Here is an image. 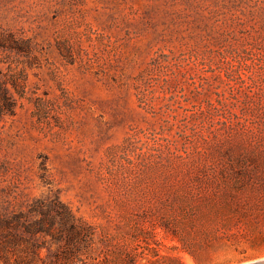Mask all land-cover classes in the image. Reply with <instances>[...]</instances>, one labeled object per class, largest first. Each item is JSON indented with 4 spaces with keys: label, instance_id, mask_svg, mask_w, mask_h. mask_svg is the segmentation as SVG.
Segmentation results:
<instances>
[{
    "label": "rangeland",
    "instance_id": "1",
    "mask_svg": "<svg viewBox=\"0 0 264 264\" xmlns=\"http://www.w3.org/2000/svg\"><path fill=\"white\" fill-rule=\"evenodd\" d=\"M0 45V197L58 194L77 264L264 258V0H0Z\"/></svg>",
    "mask_w": 264,
    "mask_h": 264
},
{
    "label": "trees",
    "instance_id": "2",
    "mask_svg": "<svg viewBox=\"0 0 264 264\" xmlns=\"http://www.w3.org/2000/svg\"><path fill=\"white\" fill-rule=\"evenodd\" d=\"M0 47L30 50L29 45ZM11 71L10 77L0 75V124L15 115L25 94L24 89L20 91L19 71ZM93 234L91 226L78 218L58 194L19 202L0 197V264H77L92 250ZM184 250L196 258V249ZM168 258L186 264L178 255Z\"/></svg>",
    "mask_w": 264,
    "mask_h": 264
},
{
    "label": "water",
    "instance_id": "3",
    "mask_svg": "<svg viewBox=\"0 0 264 264\" xmlns=\"http://www.w3.org/2000/svg\"><path fill=\"white\" fill-rule=\"evenodd\" d=\"M242 264H264V258L263 259H259V260H255V261H250L247 263H242Z\"/></svg>",
    "mask_w": 264,
    "mask_h": 264
}]
</instances>
